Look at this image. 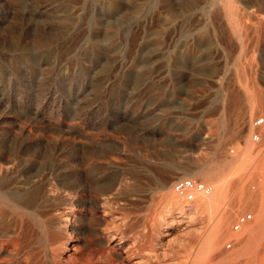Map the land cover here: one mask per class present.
Listing matches in <instances>:
<instances>
[{
    "label": "rangeland",
    "instance_id": "374dc122",
    "mask_svg": "<svg viewBox=\"0 0 264 264\" xmlns=\"http://www.w3.org/2000/svg\"><path fill=\"white\" fill-rule=\"evenodd\" d=\"M232 94L263 105L221 149L245 160L228 168L212 145L222 119L233 127ZM259 116L264 0H0V167L13 165L0 181V264H82L100 240L105 251L89 264H108L113 251L122 264H243L240 242L257 216L240 196L260 194L264 137L251 141ZM109 150L111 163L95 158ZM152 157L171 164L158 178L165 188ZM187 161L219 174L216 210L203 207L206 197L186 205L173 194L187 177L171 179L172 166ZM127 172L136 177L97 189ZM194 179L214 194L215 184ZM63 186L84 192L65 200ZM41 188L49 195L37 205H17ZM220 214L232 220L208 248ZM241 215L251 220L234 232Z\"/></svg>",
    "mask_w": 264,
    "mask_h": 264
},
{
    "label": "bare ground",
    "instance_id": "6f19581e",
    "mask_svg": "<svg viewBox=\"0 0 264 264\" xmlns=\"http://www.w3.org/2000/svg\"><path fill=\"white\" fill-rule=\"evenodd\" d=\"M118 7H119V5H118V3L116 1V2H114L111 5L110 11L111 12H115V11H117ZM24 51H25V49H24ZM212 73H214V72H212ZM214 76H215L214 74H212V76L209 75V77H211L212 79H214L213 78ZM228 100H229L228 101V105H227L228 106V112L231 115V122H232L233 127L232 128H227L225 126L226 123H224V121L222 119V121L220 123V126L222 127V134L219 137V139L215 143H213L212 148L215 151V154L217 156V158H215V159H218V161H219L218 163H220V165H222L224 167H228V168H234V167L243 166L245 160H242V159L239 160L238 159V160H235V161H228L225 158H223V156L221 154V149L223 148V146L226 144V142L230 138H233V139L237 138L246 130V128L249 125V120L248 119L251 117V115L255 111H257V109L262 107L263 101L261 100V97H257L256 98V96H255V98H252V99L249 98L248 100L246 99L247 100L246 102L241 103L239 101L238 97L235 94L230 95ZM262 129H264V126H263ZM261 137H264V131L263 130L261 132ZM111 154H114V153L111 150H109L107 153H105L103 155H98V156L94 155V156H95V158L103 159V160H106L109 163H111V157H112ZM124 156L125 157L123 159L127 160V157H128L127 154L124 155ZM163 162L164 163L161 165V163H159V159H156V158L154 159L153 157L150 158V161H149V163H150L149 164V167H150L149 169H151V171H153V175H154L157 187H159V188H165L166 187L165 185L162 184L161 181H158L159 176L167 174L168 169L171 168L170 167L171 164H170V162H168L167 157L163 159ZM198 164H200V163H198ZM198 164L195 161H187V163H185L182 167H176L175 165L172 166V169L174 170L175 173L173 175H170L171 179L172 178L174 179L175 175L179 176L180 174L182 176H184V177H187V178H195L197 176H200L203 179H205L206 181L215 184V192H214V194H213V190H212L211 195L206 197L208 199H207V201L205 200L206 202L203 204V207L206 208V210L207 209L216 210L220 206V204L223 201L224 196H225L224 184L219 181V174L218 173H216L215 171H213L212 169H210L208 167H205L206 165L205 166H201V165H198ZM12 167H13V165L12 166H6L5 165V167H0V172H1V178H0L1 180L0 181L6 179L8 177L9 173L12 170ZM257 172L259 173L258 175H260V179H261V181L259 182L260 183V194L258 195L259 197L255 198V199H252V198L248 197L247 195L240 196V199L242 201H244L245 203L251 205L255 209L256 216H257L256 221L250 227H248V229L246 230L245 238L243 239L242 242H240L241 245L243 246V253H244L243 256L245 257V261H244L243 264H264V159H262L260 161V163L257 165ZM127 175L132 176V178L136 177L135 174L127 172L126 174H122L120 176H116V177L112 178L111 180L109 179L110 183L107 186H103V187L97 188V189L103 194L111 192L116 185H118L123 179L126 178ZM0 191H1V189H0ZM82 192H84V190H75L74 187H72V186H63L62 189H61V192H60V196H62L63 199L68 200L70 197L78 196ZM100 192H98V193H100ZM1 194H2V192H1ZM46 195H49L47 189H44V188L43 189L42 188L41 189H36V191L30 193L22 202L18 203L17 205L21 206V208L22 207L35 206L41 200H43ZM110 197L111 196H109V199L113 200ZM113 197H115V196H113ZM116 199L117 198H115V200ZM173 199H175V197H173ZM174 201H176V200H174ZM104 202H103V204H106ZM18 206H16V207H18ZM0 215H2V214H0ZM231 220H232L231 214H222V215L220 214L218 216V221L215 224V226H214V228L212 230V233L210 234L208 240L206 241V246L208 248H211L218 239H222V238L225 237L226 231L224 229V224L227 223V222H230ZM18 225H20V223ZM7 229H9V228L7 227ZM50 229H52V228H50ZM5 231H7V230H5ZM22 232L25 233V229L24 228H21L20 235L23 234ZM17 235H19V233H17ZM24 235H26V234H24ZM94 235H95V237L98 236L96 230L94 231ZM242 238H241V240H242ZM53 240H55V241L57 240L56 236H54ZM97 242L98 241H96V243ZM9 243H10V241H9ZM98 246L100 248L99 250H98V248H97V250L95 249L96 251L93 250L94 253L96 254L95 256H94V254L93 255L92 254H90V255L88 254L87 255V258L85 260L88 263H86V264L91 263L98 256L101 257V255H99V254H103L104 253L105 250L103 251V249H104L103 248V242L101 240L98 242ZM89 248H90V246H89ZM113 252H115L114 255L117 254L118 258H115L113 255L109 254L107 256L108 264H122L119 261L120 260L119 253L117 251H113ZM84 257H86V256L84 255ZM86 261H84V262H86ZM84 262L82 264H84ZM37 264H48V262L41 260V262H39Z\"/></svg>",
    "mask_w": 264,
    "mask_h": 264
},
{
    "label": "built area",
    "instance_id": "2783aa9c",
    "mask_svg": "<svg viewBox=\"0 0 264 264\" xmlns=\"http://www.w3.org/2000/svg\"><path fill=\"white\" fill-rule=\"evenodd\" d=\"M253 134L251 141L254 144H259L262 141L261 129L264 126V116H259L252 121ZM236 150L230 148L228 154L230 156L236 155ZM173 194L186 205L195 202L198 198L208 197L212 193L211 186L194 178H180L175 180L171 185ZM251 220V215H241L234 223L232 230L238 232L241 228ZM232 244H226V249H231Z\"/></svg>",
    "mask_w": 264,
    "mask_h": 264
}]
</instances>
